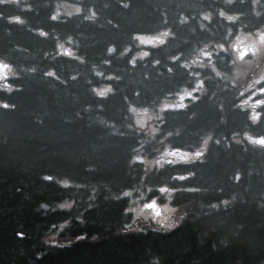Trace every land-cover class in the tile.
<instances>
[{
    "label": "trees",
    "instance_id": "16d2710c",
    "mask_svg": "<svg viewBox=\"0 0 264 264\" xmlns=\"http://www.w3.org/2000/svg\"><path fill=\"white\" fill-rule=\"evenodd\" d=\"M240 31L264 34V0H0V264H264ZM140 189L179 211L171 229L134 225Z\"/></svg>",
    "mask_w": 264,
    "mask_h": 264
},
{
    "label": "rangeland",
    "instance_id": "374dc122",
    "mask_svg": "<svg viewBox=\"0 0 264 264\" xmlns=\"http://www.w3.org/2000/svg\"><path fill=\"white\" fill-rule=\"evenodd\" d=\"M65 5H70L68 3H60L57 5L56 7V15H62V13L65 14H71L74 10L73 6L69 9L66 10ZM250 37V38H249ZM164 38V34H158L155 35L153 37H151V40L146 42V43H157L158 40H162ZM238 43H241L242 45H244V48H246V46H250L252 44L253 41V37L248 35V34H241L238 37ZM261 52H264V44L262 46V49L260 50ZM256 62H260L258 58H255ZM236 62V61H234ZM259 69H260V77L264 78V61L260 62L259 64ZM234 76V74H233ZM7 77V75H3L2 72L0 71V83ZM260 81V80H258ZM258 81H256L254 83V86L251 88L253 91H257L258 86L257 83ZM172 100H166L163 101L160 105H159V110H161L162 108H165L164 106H166L167 104L172 103ZM132 114V112H131ZM133 114H134V121L136 122V124L139 127H143V128H147V126L151 125L154 123V119L156 117V113L154 110H149V109H143V108H135L133 109ZM132 114V115H133ZM136 125V126H137ZM253 141V140H252ZM159 192H161L162 190L159 188L158 189ZM150 189H146V190H133L131 192H129V211H131L133 218L135 219L134 225H136V219H139L140 221H144L148 226L149 222L152 223L154 228H158V229H171L173 227V225L175 224V218L178 216L179 211L172 207L168 201H163L162 203L157 201V197L156 196H151L148 198V194H149ZM157 191V193H159ZM155 193V194H157ZM155 201V208L160 209L159 213H153V210L150 208L146 207V204L150 201ZM169 200V199H167ZM164 205H168L171 208H174L175 211L170 213V214H165L163 211V206ZM136 209H141L143 210L141 212V214H137V212L135 211ZM151 227V226H150Z\"/></svg>",
    "mask_w": 264,
    "mask_h": 264
},
{
    "label": "clouds",
    "instance_id": "9594fccd",
    "mask_svg": "<svg viewBox=\"0 0 264 264\" xmlns=\"http://www.w3.org/2000/svg\"><path fill=\"white\" fill-rule=\"evenodd\" d=\"M71 7H72V6H70V5H65L66 10L69 9V8H71ZM73 10H74V11H79L78 8H75V9H73ZM227 18H228L229 20H233V19H235V17H233V16H229V17H227ZM249 38H250V37H249ZM146 54H147V53H138V55H141V56L146 55ZM148 207H152V206L149 205ZM135 211L137 212V214H141V212H142L143 210H141V209H136ZM156 211H160V209H156ZM163 211H164L165 214H170V213L174 212L175 209L169 207L168 205H164V206H163Z\"/></svg>",
    "mask_w": 264,
    "mask_h": 264
},
{
    "label": "water",
    "instance_id": "95a60500",
    "mask_svg": "<svg viewBox=\"0 0 264 264\" xmlns=\"http://www.w3.org/2000/svg\"><path fill=\"white\" fill-rule=\"evenodd\" d=\"M152 206V204H150Z\"/></svg>",
    "mask_w": 264,
    "mask_h": 264
}]
</instances>
